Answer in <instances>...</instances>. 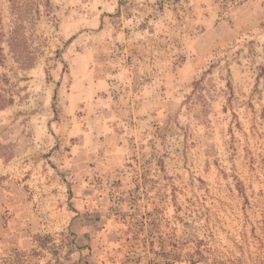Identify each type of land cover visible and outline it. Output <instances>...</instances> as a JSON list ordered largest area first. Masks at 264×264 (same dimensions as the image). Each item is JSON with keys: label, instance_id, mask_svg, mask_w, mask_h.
Instances as JSON below:
<instances>
[{"label": "rangeland", "instance_id": "374dc122", "mask_svg": "<svg viewBox=\"0 0 264 264\" xmlns=\"http://www.w3.org/2000/svg\"><path fill=\"white\" fill-rule=\"evenodd\" d=\"M49 1L21 66L0 0V264H264V0Z\"/></svg>", "mask_w": 264, "mask_h": 264}, {"label": "trees", "instance_id": "16d2710c", "mask_svg": "<svg viewBox=\"0 0 264 264\" xmlns=\"http://www.w3.org/2000/svg\"><path fill=\"white\" fill-rule=\"evenodd\" d=\"M8 2L11 16L9 48L14 61L22 66L25 60L31 59L30 50L25 45L27 37L24 29L27 24H33L34 14L39 12V6L43 8L44 13L49 14L51 5L49 0H8Z\"/></svg>", "mask_w": 264, "mask_h": 264}]
</instances>
